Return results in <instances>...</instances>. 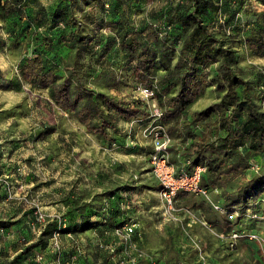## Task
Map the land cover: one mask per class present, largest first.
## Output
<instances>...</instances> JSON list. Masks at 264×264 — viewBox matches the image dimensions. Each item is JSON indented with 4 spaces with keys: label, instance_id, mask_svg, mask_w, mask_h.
Returning a JSON list of instances; mask_svg holds the SVG:
<instances>
[{
    "label": "rangeland",
    "instance_id": "1",
    "mask_svg": "<svg viewBox=\"0 0 264 264\" xmlns=\"http://www.w3.org/2000/svg\"><path fill=\"white\" fill-rule=\"evenodd\" d=\"M58 1L26 0L22 3L21 18L18 13L0 16V65L16 61L18 71V74L11 71V63L7 69L0 70V221L9 222L6 227H0V264H48L56 252L47 248L39 250L38 247L25 249L37 237L31 231L37 223L36 212L45 213L48 218H68L67 211L79 208L82 202L78 197L86 193L99 196V200L90 202L97 211H104L106 197L125 186L137 188L134 190L135 199L140 203L128 205L129 208L122 207L125 202H120L117 219L127 215L128 220L137 221L147 237L146 248L149 251L164 250L158 248L153 240V232L158 235L159 229L171 240L172 250L180 254L186 264H195L200 252H204L212 264H224L234 251L245 249L255 264H264L260 240L241 238L240 243L233 247L225 245L223 256L217 255L221 248H216L215 252L211 246L193 249L194 243H200L198 233L192 231L189 235L179 228V224L184 223L187 229H194V217L185 215L182 209L186 207L188 212L201 210L181 204L185 200L182 195L183 199L175 198L174 212L178 219H169L163 214V206L153 187L157 181L149 173L147 153L151 142L141 135L136 123L129 131V137L128 132L122 133L117 127V133L113 134L114 131L108 129L106 138H97L86 131L73 111L60 109L49 97L47 89L32 87L21 79L20 64L33 52L41 53L44 65L50 66L59 80L69 72L71 51L60 40V32L66 27L62 23L51 26V14ZM189 1L138 0L118 4L115 0H103L107 3L105 7L103 4L100 7L83 6L84 11L74 10L90 38L78 56V74L85 87L124 101L138 97L136 85L140 82L133 76L132 63L125 57L120 44L121 37L139 30L146 23L159 26L167 13L175 8L184 10ZM211 1L216 9L202 14V18L223 46L230 49L233 69L249 80L250 92L264 110V3L259 0ZM175 32L181 34V29L177 28ZM178 45L177 42L176 47ZM216 64L211 63L208 70L214 71ZM220 95L213 84L209 85L194 104L186 108L181 118L217 101ZM147 102L155 104L154 99H147ZM110 114L116 118V124L126 123L114 112ZM215 116L216 113L211 119ZM113 137L119 143L111 148ZM113 158L116 162L112 161ZM152 208H157L158 212L148 219L145 214H151ZM256 209L264 215L260 204ZM261 225H264L262 219L245 224L259 236ZM213 228L224 235L227 233V229ZM77 233L85 242L91 236L88 229ZM67 238H60L63 255L75 248L73 240L69 236ZM104 239L108 241L110 238L104 236ZM77 243L83 251L79 254L82 262L110 264L104 250H99L94 244L82 246ZM37 253L43 254L41 261L35 259Z\"/></svg>",
    "mask_w": 264,
    "mask_h": 264
},
{
    "label": "trees",
    "instance_id": "2",
    "mask_svg": "<svg viewBox=\"0 0 264 264\" xmlns=\"http://www.w3.org/2000/svg\"><path fill=\"white\" fill-rule=\"evenodd\" d=\"M25 1L3 0L0 2V16L18 13L21 18V7ZM115 1L124 4L125 1L138 0ZM259 1L264 3V0ZM103 4L107 6L103 0H59L53 10L51 26L65 25L66 29L60 32V40L71 51L68 62L71 70L65 77L59 80L50 66L44 65L40 52L25 57L19 68L24 82L47 89L49 97L60 109L73 111L86 131L101 139L109 135L108 129H112L113 134L118 131L111 111L126 123L134 120L140 129L151 119L148 104L140 97L124 101L103 91L87 89L78 74V56L90 38L74 10L84 11L83 6L100 7ZM216 7L211 0H190L184 10L175 8L167 13L159 26L146 23L139 30L124 34L120 44L125 57L132 63L133 76L140 84L153 90L154 100L161 110L157 122L171 137L175 135L178 138L173 137L175 141L169 147V161L175 165L176 173L180 172L179 163L183 159L184 171H190L197 164L206 167L200 178L202 186L214 187L222 178L242 181L233 184L236 190L225 198L222 208L228 212L237 210L241 214L247 209L260 213L256 208L259 206L257 202L264 199V110L250 92L249 80L233 69L230 49L223 46L202 18V14ZM177 28L181 29V34L175 32ZM177 42L179 45L176 47ZM214 62L217 64L211 72L208 67ZM212 84L221 92L219 99L181 118L186 108ZM105 109L107 114L102 111ZM214 113L216 116L211 119ZM181 128L184 130L180 131ZM127 136H130L129 132ZM111 142L117 146L119 140L113 137ZM148 147L149 160L152 148ZM255 158L260 162L258 172L249 170V161ZM189 194L179 191L177 197L184 195L183 203L188 205ZM120 202L119 191L115 190L106 197L104 211H97L89 202L77 209H69L64 227L55 218L48 220L25 249L46 248L54 231L66 234L88 229L100 233L120 225L129 218L126 215L125 218L121 216L122 220L117 219ZM192 207L199 209L195 205ZM90 216L99 219L90 221ZM246 219L236 217L242 226L249 229L245 224L253 219ZM228 222L231 224L230 219ZM207 223L214 224L212 221ZM7 225L9 222L0 221V227ZM230 229L228 227L227 231Z\"/></svg>",
    "mask_w": 264,
    "mask_h": 264
},
{
    "label": "built area",
    "instance_id": "3",
    "mask_svg": "<svg viewBox=\"0 0 264 264\" xmlns=\"http://www.w3.org/2000/svg\"><path fill=\"white\" fill-rule=\"evenodd\" d=\"M136 92L138 97L147 102V99H154L153 90L144 84L136 85ZM148 103V102H147ZM150 105V106H149ZM148 111L150 120L142 127L140 130L141 135L144 138H148L151 142V153L149 154V166L150 173L159 183L158 196L163 206L164 212L169 219L170 217L177 220V213L175 210V198L179 191L189 192L191 188H209L200 185V178L206 167L202 164L194 165L190 171H180L176 173V168L173 163L169 161V147L173 143L170 134L167 132L165 127L158 123L157 120L161 116V110L155 104L148 103ZM159 111L160 115L157 116L156 112ZM134 121V120H133ZM133 121H130L131 123ZM136 123V122H135ZM116 147L115 143H111V148ZM116 159L113 158L112 161ZM260 169L259 160L251 159L249 161V170L253 172H258ZM136 177V176H135ZM222 207V205H221ZM182 210H186V207ZM224 212L227 214L228 219L231 220L233 215L236 217H248L249 219H261L259 213L251 211L250 209L246 210V213L241 214L237 210L227 211L224 209ZM35 217L37 223L35 226L31 227V231L35 236H38L43 225L53 218H55L59 225L62 227L65 226V220L59 218V216H52L48 218V215L42 212H36ZM238 213V215H237ZM237 231L246 230L248 233H251L250 236H245L243 238H248L252 240H259V236L254 229H248L244 226L242 228H237ZM232 228L227 231L230 233ZM226 233V235H227ZM67 235L69 233H66ZM60 234L58 231H54L51 237L48 240L46 248L56 252V256L53 260L48 262V264H86L80 260L79 254H83L81 248L76 242H72V245L75 247L71 252L69 251L66 255L62 253V247L60 244ZM99 236V235H98ZM95 236V245L102 249L108 254V256L115 260V264H139L140 260H145L149 264H160V259L156 254L150 253L141 245L140 240L143 237L142 227L137 221L132 219L112 227L111 229L104 231L102 237ZM104 236L109 237L108 241H105ZM235 244H229V247H233ZM141 253H144L143 255ZM207 255L204 252H200L198 256L199 264H212ZM43 258L42 253H37L35 259L41 261Z\"/></svg>",
    "mask_w": 264,
    "mask_h": 264
},
{
    "label": "clouds",
    "instance_id": "4",
    "mask_svg": "<svg viewBox=\"0 0 264 264\" xmlns=\"http://www.w3.org/2000/svg\"><path fill=\"white\" fill-rule=\"evenodd\" d=\"M0 2H3V0H0ZM9 63L12 64L11 71L17 72L18 74L16 61H8L7 63L0 65V70L7 69ZM69 70H71V67L69 68ZM102 111L104 112V114H107L106 109ZM156 115H160L159 111L156 112ZM134 125L135 121H133L131 124L122 122L116 124V126L121 129L122 133L129 132L132 127H134ZM179 130L183 131L184 129L181 128ZM179 170L184 171L183 159L180 160ZM236 182L242 181L222 178L216 181V186L214 187H210L207 189L196 187L191 188L187 202L188 207H192L193 205H195L197 208L201 209V211L188 212L185 210V215L194 217L195 228L187 229L184 223H180L179 228L189 235H191L192 231L198 233V239L200 243L199 245L194 243L193 249L199 246H211L212 251L215 252L216 248H221V252L217 253V255L223 256V248L225 245L239 244L241 238L252 235L246 230H236L237 228H242V225L236 220V215H233L231 217V224H229L227 214L221 207V204L224 202L225 198L230 197L235 192L236 189L235 187H233V184ZM209 183L211 182L209 181ZM133 203H140V201L133 200ZM257 203L260 204L261 210L264 211V199L258 201ZM181 204H183V202H181ZM127 206L128 205H122V207ZM157 212V208H152L151 214H145V216H147L148 219H152ZM180 219L182 220L183 217H181ZM261 219L264 220V215L261 216ZM207 221H212L217 225L218 228L227 229L228 227H231L232 231L230 233H227V235H224L219 230L214 229L212 226H210ZM157 231L159 232L158 235L153 232V240L156 242V246L158 248L164 249V259L168 261V264H186V261L181 259L180 254L172 250V242L169 238L166 237L165 233L159 229H157ZM257 239L260 240V254L261 256H264V225H261L260 236H258ZM153 251H155V249H153ZM141 254L143 255L144 253ZM157 255L159 256L160 253L157 252ZM234 261L236 262V264H255V260L249 259V257L246 255V249L245 251L240 252L234 251L233 256L225 260L224 264H233ZM188 264H191V262H188Z\"/></svg>",
    "mask_w": 264,
    "mask_h": 264
},
{
    "label": "crops",
    "instance_id": "5",
    "mask_svg": "<svg viewBox=\"0 0 264 264\" xmlns=\"http://www.w3.org/2000/svg\"><path fill=\"white\" fill-rule=\"evenodd\" d=\"M194 104V103H193ZM149 173H150V170H149ZM134 177L136 176V174H134L133 175ZM154 188H155V192L157 193L158 192V183L157 184H155V186H153ZM135 189H137V188H135ZM134 186H125V187H122V189H120L119 190V194H120V196H121V202H125V205H130V206H132V205H136V203H133V200H136L135 199V197H136V191L134 192ZM139 189V188H138ZM95 194V193H94ZM79 199H80V201L82 202V204L84 205L85 203H91L90 201H92V199H94L95 200V202H96V199L98 198V200H99V196L98 197H95V195H93L92 196V194H88V193H86V194H83L82 196H79L78 197ZM178 198H180V199H183V197H178ZM93 200V201H94ZM182 201V200H181ZM93 204V203H92ZM82 206V205H81ZM130 206H127V207H129L130 208ZM96 219H99V218H97V217H95L94 216V218L92 217V216H90V221H93V220H96ZM132 219V218H131ZM121 220H122V217H121ZM133 220V219H132ZM135 221V220H134ZM210 225H212V224H210ZM213 226H217L216 224H213L212 225V227ZM90 231V234H91V236H89V240L88 241H82L81 239H82V235L80 234V233H77V234H75V233H69L68 235L67 234H62L60 237H61V240H67V239H69V238H67V236H69L70 238H71V240H73V242H79L82 246L84 245V244H86V243H88V244H90V245H92V244H94L95 245V236L97 235H99L98 237H102L103 236V233L102 232H100V233H95L93 230H89ZM35 236V235H34ZM36 237V236H35ZM144 237V238H143ZM143 237H142V239L140 240V243H141V245L145 248V250H147L148 252H151V253H153L152 251H149L147 248V246H146V235H143ZM75 239H77V240H75ZM84 240V239H83ZM76 242V244H78ZM79 245V244H78ZM80 246V245H79ZM81 247V246H80ZM147 247V248H146ZM99 250H102V249H99ZM157 252L158 253H160V255L158 256L157 255ZM156 253L154 252L153 254H156V256H158V259H160V264H168V261L166 260V259H164V256H165V252H164V250H163V252H162V250H158ZM109 262H110V264H115V260H113V259H111L110 257H109ZM195 262H197L198 263V259L197 260H195ZM109 264V263H108ZM139 264H149L147 261H145V260H140V262H139Z\"/></svg>",
    "mask_w": 264,
    "mask_h": 264
}]
</instances>
